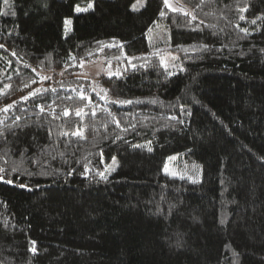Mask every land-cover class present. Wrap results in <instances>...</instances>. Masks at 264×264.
<instances>
[{
  "label": "trees",
  "instance_id": "obj_1",
  "mask_svg": "<svg viewBox=\"0 0 264 264\" xmlns=\"http://www.w3.org/2000/svg\"><path fill=\"white\" fill-rule=\"evenodd\" d=\"M143 3L0 0V108L17 101L0 112V167L14 181L0 182V264H264V0H181L195 8L190 23L163 0ZM156 24L176 73L147 41ZM120 49L118 77H76L81 59ZM30 78L37 83L24 88ZM41 86L56 89L35 101L44 113L20 100ZM53 109L69 116L53 119ZM81 128L83 140L61 135ZM149 142L152 152L132 147ZM175 154L200 164L198 183L163 172ZM113 157L116 170L101 179Z\"/></svg>",
  "mask_w": 264,
  "mask_h": 264
},
{
  "label": "snow or ice",
  "instance_id": "obj_2",
  "mask_svg": "<svg viewBox=\"0 0 264 264\" xmlns=\"http://www.w3.org/2000/svg\"><path fill=\"white\" fill-rule=\"evenodd\" d=\"M138 2H139V6L140 7H144L145 6L144 3H143V0H138ZM204 2H205V0H200V3L196 5V8H199ZM4 3L7 4L8 3V0H4ZM163 3H164V7L166 9H168L169 11L175 12L177 14H181L186 19L190 18L189 19V23L192 20H196L197 19V16L194 14L195 13V8L192 9V10H187V9H184V8H179V7L174 6L172 3H170V0H163ZM92 8H93V4L92 3H89L88 6H87V8H81V7L77 6L75 10H76V12L79 13L81 11H88L89 9H92ZM132 10L133 11H139V8L137 7L136 4H133L132 5ZM241 11H246V9H241ZM0 15H7V13H0ZM12 15H15V13H12ZM159 16L160 17H165L166 16V12L164 10H161L159 12ZM239 19L241 21H243V20H245V16L244 15H241L239 17ZM257 19H260V18L257 17ZM70 23H71L70 20H65V36H67V33L69 31L68 25ZM201 23H203V21H201ZM251 23L252 24H255L256 23V20H252ZM240 31L244 32L246 36L251 35V33L248 32V30L245 29V28H241ZM4 47L5 46L3 44H0V49H2ZM193 47L195 49V46H193ZM182 50L188 51V49H182ZM199 50L210 51L211 49L209 48L208 45L202 44V45L199 46ZM261 51L264 52V49H261ZM13 55H15V53H13ZM70 59H76V58L75 57H70ZM41 64H43V62H41ZM83 64H84V60L81 59L80 60V65L83 66ZM161 65L164 66L165 69H167V65L164 64V61L163 60H161ZM24 67L25 68H28L29 65L27 63H25L24 64ZM132 67L135 68L136 66L135 65H132ZM32 71L33 72H36V69L33 68ZM181 71H183V68H181ZM62 74L63 73H61V75ZM107 74H108L109 78H111L113 75H115L117 77L120 75L119 72L113 73L112 71H109ZM37 75H39V73H37ZM168 75L171 76L172 73L171 72H168ZM51 79H52V77L50 75H39V80L41 82H43L45 80H51ZM30 80H31V83L25 82L23 84V87L24 88H30L31 87V84L37 83V81L35 79L30 78ZM8 87H9V85H5V88H8ZM49 90H51L53 92L56 91V89H54V88L53 89H48V88H45L43 86L36 87V88H32L30 91L27 92L26 95L21 96L20 97V100L21 101H29L31 99L32 102L35 104V101L38 100V99H40V98H42L43 96H45ZM101 91L102 92H105V95H101L100 96V99L101 100H104V99H106V90L101 89ZM3 95H6V93L3 90H0V96H3ZM79 98L82 101H87L89 104L93 103V101L91 100V98L88 97L84 92H80L79 93ZM69 99H71V97H69ZM112 103L130 104V103H133V101H131V100H114V101H112ZM152 103H156V101L153 100ZM16 104H17V101H13L12 103L5 105L3 108H0V112L7 113ZM35 106L37 108H39L40 113H44L46 111V107L44 105H42V104H35ZM48 107H51V106H48ZM97 107H100V106L97 105ZM52 111H53V119H59L61 115L63 117H68L69 116V110L68 109H64L61 114H55V110L54 109ZM75 115L77 117H80L81 120H83L84 116L88 115V113L85 112L84 108H80L79 110H77L75 112ZM109 115L111 116L112 114L109 112ZM188 115H191V113H188ZM91 116L92 117H95L96 116L95 109H93L91 111ZM112 119H113V122L116 123V126L117 127H120V122L118 120H116V118L114 116L112 117ZM171 119L176 120L177 117L173 116V117H171ZM20 120H21V117L17 116L15 118V120L13 121V123L11 125H7V127L9 129H12V128H15V127H19L20 126L19 125V121ZM179 123H183V121H179ZM132 127H135V126L133 125ZM123 130L124 131H127V129H123ZM3 135H4V132L2 130H0V136H3ZM51 135H52V131L49 130V136L51 137ZM61 135H63V136H73V137H77L80 140H83L84 139L83 128H81V129H79V130H77L75 132H72V133L62 132ZM116 139L117 140H120V139H123V138L121 136H117ZM132 147L134 149H136V148H146L148 152H152V150H153L152 147H151V142H149L147 145L134 144V145H132ZM21 155L23 156V153ZM170 159H175V158L173 157V158H170ZM262 159H264V158H262ZM112 161H113V166L110 169L106 170V171L109 172V174H110V172L115 171L116 170V166H117L116 165V158L115 157L112 158ZM5 163H7V162L5 161ZM11 171L13 173H17V172L20 171V168L18 166H15V167L12 168ZM164 171H165L166 174L168 173V166H167V164L165 165ZM87 172H88V168H87V166H85V174H87ZM6 174H7V170L4 167H0V182L7 183L9 185L14 184V181L11 180V179L5 180V175ZM28 175H31V173H28ZM99 175H100L101 179L107 180V178H108L107 175H105L104 172L99 173ZM180 178L183 179L184 177H180ZM191 182L193 184H195V183H198L199 181L197 179H191ZM19 187H21V188H27V185L26 184H20ZM28 190L31 191L32 189L29 188ZM174 207H175V205H172V204L169 205L168 215H171V210ZM156 214L157 215H161L162 214V209H160L159 206H157V208H156ZM220 222H221V224H223L225 221H224V219H221ZM5 223H7V221H5ZM30 243H31L32 247L29 248V251L33 255H36L37 254L36 242L35 241H31ZM177 246H179V242H177Z\"/></svg>",
  "mask_w": 264,
  "mask_h": 264
},
{
  "label": "rangeland",
  "instance_id": "obj_3",
  "mask_svg": "<svg viewBox=\"0 0 264 264\" xmlns=\"http://www.w3.org/2000/svg\"><path fill=\"white\" fill-rule=\"evenodd\" d=\"M170 3L176 7L190 10L181 3V0H170ZM147 41L151 45L153 52L159 51L164 53L167 68L172 73H176L179 70L177 67L178 65H175L173 57L168 52H166V42L168 41V35L166 34L165 28L160 24L154 25L147 34ZM120 52L121 49L118 53L108 58L98 57L89 62H85L83 66H81L80 70L76 73V77L95 81L99 76L109 77L107 74L109 71H112L113 73L118 72L113 68L112 62L121 55ZM173 157L175 159H170ZM166 164L168 166L167 175L170 177L178 179H181L180 177H184L183 179L188 181H191V179H197L198 181L201 180V166L196 161H187L184 156L175 154L166 160L163 167L164 173ZM104 173L107 175L108 171H105Z\"/></svg>",
  "mask_w": 264,
  "mask_h": 264
}]
</instances>
